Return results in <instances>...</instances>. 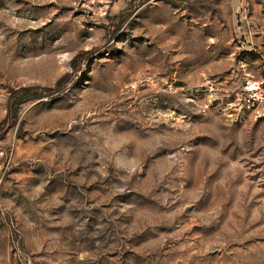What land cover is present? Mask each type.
<instances>
[{"label":"rangeland","instance_id":"obj_1","mask_svg":"<svg viewBox=\"0 0 264 264\" xmlns=\"http://www.w3.org/2000/svg\"><path fill=\"white\" fill-rule=\"evenodd\" d=\"M67 74L0 140V264H264V0H0V122Z\"/></svg>","mask_w":264,"mask_h":264},{"label":"trees","instance_id":"obj_2","mask_svg":"<svg viewBox=\"0 0 264 264\" xmlns=\"http://www.w3.org/2000/svg\"><path fill=\"white\" fill-rule=\"evenodd\" d=\"M81 55H77L73 60L75 71H78V61ZM73 76L67 74L63 76L57 83V88L41 87V86H24L10 91L7 101V114L0 122V140L4 138L10 128L15 126L19 121V112L22 105L30 99L49 96L53 94L56 89H60L62 85H67L72 81Z\"/></svg>","mask_w":264,"mask_h":264},{"label":"built area","instance_id":"obj_3","mask_svg":"<svg viewBox=\"0 0 264 264\" xmlns=\"http://www.w3.org/2000/svg\"><path fill=\"white\" fill-rule=\"evenodd\" d=\"M9 157H10L9 152L6 151L3 146L0 145V181H1L2 168L4 167L5 163L9 160Z\"/></svg>","mask_w":264,"mask_h":264}]
</instances>
